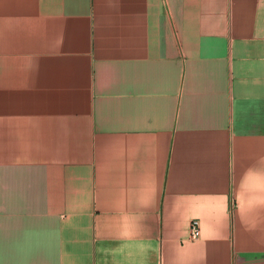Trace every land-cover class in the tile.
Here are the masks:
<instances>
[{
	"label": "crops",
	"instance_id": "1",
	"mask_svg": "<svg viewBox=\"0 0 264 264\" xmlns=\"http://www.w3.org/2000/svg\"><path fill=\"white\" fill-rule=\"evenodd\" d=\"M0 264H264V0H0Z\"/></svg>",
	"mask_w": 264,
	"mask_h": 264
},
{
	"label": "built area",
	"instance_id": "2",
	"mask_svg": "<svg viewBox=\"0 0 264 264\" xmlns=\"http://www.w3.org/2000/svg\"><path fill=\"white\" fill-rule=\"evenodd\" d=\"M189 227H190L189 237L191 239H197L200 236L199 221L196 219L191 220Z\"/></svg>",
	"mask_w": 264,
	"mask_h": 264
}]
</instances>
